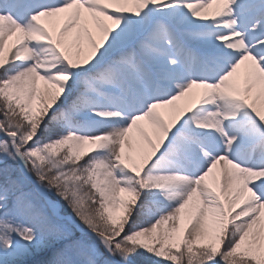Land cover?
<instances>
[{
  "label": "snow or ice",
  "instance_id": "obj_1",
  "mask_svg": "<svg viewBox=\"0 0 264 264\" xmlns=\"http://www.w3.org/2000/svg\"><path fill=\"white\" fill-rule=\"evenodd\" d=\"M0 264H264V0H0Z\"/></svg>",
  "mask_w": 264,
  "mask_h": 264
}]
</instances>
